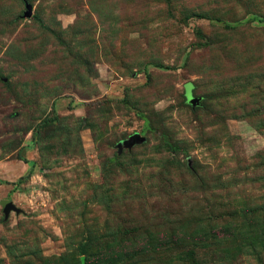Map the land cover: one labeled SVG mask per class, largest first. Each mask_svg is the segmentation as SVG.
<instances>
[{
    "label": "rangeland",
    "instance_id": "obj_1",
    "mask_svg": "<svg viewBox=\"0 0 264 264\" xmlns=\"http://www.w3.org/2000/svg\"><path fill=\"white\" fill-rule=\"evenodd\" d=\"M80 262L264 264V0H0V264Z\"/></svg>",
    "mask_w": 264,
    "mask_h": 264
},
{
    "label": "water",
    "instance_id": "obj_2",
    "mask_svg": "<svg viewBox=\"0 0 264 264\" xmlns=\"http://www.w3.org/2000/svg\"><path fill=\"white\" fill-rule=\"evenodd\" d=\"M27 12L25 13L26 18H30L32 16V8L31 6L27 5L26 6ZM190 104L192 106H196L199 103V99L197 98H191L189 100ZM145 141V138L141 137L139 133H136L132 135L128 140L122 141L118 147H125V148H132L135 145L142 143ZM11 211L18 212L17 208L11 203V202H6L3 205V213L5 215V218H8L9 214Z\"/></svg>",
    "mask_w": 264,
    "mask_h": 264
},
{
    "label": "trees",
    "instance_id": "obj_3",
    "mask_svg": "<svg viewBox=\"0 0 264 264\" xmlns=\"http://www.w3.org/2000/svg\"><path fill=\"white\" fill-rule=\"evenodd\" d=\"M35 18H37V17H35ZM196 18L202 19V18H204V17H202V16H200V15H197ZM156 66H160V65H156ZM84 250H85V249H84V247H83V249H82L83 252L81 251L82 254H84ZM80 263L83 264L82 262H80Z\"/></svg>",
    "mask_w": 264,
    "mask_h": 264
}]
</instances>
